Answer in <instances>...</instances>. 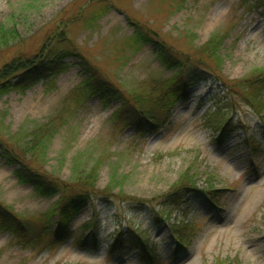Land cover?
I'll list each match as a JSON object with an SVG mask.
<instances>
[{"label": "rangeland", "instance_id": "374dc122", "mask_svg": "<svg viewBox=\"0 0 264 264\" xmlns=\"http://www.w3.org/2000/svg\"><path fill=\"white\" fill-rule=\"evenodd\" d=\"M73 1L0 0V26L14 29L19 38L18 45L0 52V69L17 50L39 49L53 19ZM117 2L119 9L99 20L94 30L77 24L69 28V37L118 86L133 88L149 77L173 75L157 61L151 45H141L136 52L131 48L126 55L120 53L122 57L131 56L125 67L105 64L114 53L113 42L132 34L127 16L158 32L161 40L183 52L203 46L218 30L230 29L221 50L222 76L237 80L255 68H264V7L250 8L252 2L244 5L241 0ZM177 4L178 9L169 13ZM65 67L23 93L12 91L0 96V138L29 132L52 116L67 114L62 107L71 109L72 105L62 106L63 102L84 77L78 60H65ZM223 98L224 90L213 78L198 81L189 89L187 100L174 107L170 125L143 136L112 123L117 103L105 107L98 97L84 102L52 140L44 166L47 173L68 181L73 158L86 160L89 167L108 143L113 156L98 171L97 190L108 185L111 171L117 169L118 175L124 176L122 191L126 196L152 200L167 193L190 167L201 189L210 181L209 175L215 174L212 186L218 199L191 197L184 209L185 218L183 212L173 209L155 217L160 211L157 203L155 209L153 205L130 209L114 198L108 203L89 201L71 224L73 238L58 247L24 249L14 237L0 232V264H138L143 246L155 251L157 264H213L216 260L264 264V129L258 116L245 105L224 112L234 123L240 121L232 135L225 138L208 127ZM14 171L0 159V204L21 217L43 213L54 205L56 197L39 196L31 187L20 184ZM184 219L196 225L198 231L187 246L180 247L173 238V229L183 225ZM91 222H95L99 247L79 248L75 240L90 232L82 227ZM131 230L138 231L147 243H137ZM117 231H121L123 247L111 252ZM92 240L89 236L88 246Z\"/></svg>", "mask_w": 264, "mask_h": 264}, {"label": "trees", "instance_id": "16d2710c", "mask_svg": "<svg viewBox=\"0 0 264 264\" xmlns=\"http://www.w3.org/2000/svg\"><path fill=\"white\" fill-rule=\"evenodd\" d=\"M119 0H74L63 9L52 21V28L45 32L39 49L30 52L17 50L9 63L0 69V96L12 91L23 93L44 80L64 71L65 60H78L84 80L74 92H70L62 106L72 105L71 109L62 107L67 114L52 116L46 123L35 126L29 132H19L10 138H0V159L9 167H14V177L25 186L31 187L36 194L45 197H56L54 205L43 213L21 217L11 208L0 204V232L14 237L17 244L24 249L35 250L38 247H58L73 238L71 224L89 201L108 203L115 199L130 209H155V215L162 217L169 209L186 213L185 207L193 196H208L210 201H216L218 196L212 186L209 175L206 187L201 189L197 185L195 174L187 168L175 181L170 190L152 200H141L129 197L122 191L124 176L118 175L117 169L110 174L108 185L103 190L96 189L98 171L113 154L109 144L103 152L93 160L88 167L86 160L73 158L71 176L68 181H61L58 177L44 170L47 152L52 140L61 128L72 118L84 102L98 97L100 103L107 107L112 103L119 105L113 113L111 121L123 130L133 129L138 136L150 132H159L170 125L171 114L179 102H185L189 89L198 81L213 78L218 82L225 94V98L218 102L217 113L211 117L206 125L218 130L225 138L232 135L240 125L230 117H225L226 111H232L237 105H245L256 114L264 129V68H255L245 77L229 80L222 76L223 57L221 50L230 29L214 32L208 41L200 47H192L190 52H183L168 45L159 38V33L127 16V24L132 29L130 37L113 42L114 53L110 54L105 64L107 66L125 67L131 59L130 55L122 57L134 48L138 51L141 45H151L157 61L173 75L169 78H146L133 88L121 87L108 79L107 71L94 65L80 51L74 40L69 37V28L79 25L85 30L92 31L97 23L114 9H119ZM184 1V0H180ZM242 4L250 8H263L264 0H241ZM118 3V2H117ZM179 4L171 6L169 13H174ZM14 29L7 30L0 26V52L9 51L13 44L18 45V36ZM115 45V47H114ZM11 47V49H12ZM1 57V56H0ZM116 75V73H115ZM225 101V102H223ZM251 147L256 150L254 143ZM101 149V148H100ZM99 150V149H97ZM117 163V162H116ZM118 188L115 196L113 191ZM157 218H153L156 220ZM90 229L87 237L76 239L79 248L96 250L95 222L82 227ZM198 228L183 220V225L175 226L173 238L178 246H187L197 233ZM137 243L145 245V237L136 230H131ZM121 231H117L115 242L110 251L122 249ZM93 237L92 245H87L88 237ZM130 246L129 244H125ZM90 247V248H89ZM3 254L0 250V256ZM138 264H157L155 251L143 246V253L139 255ZM213 264H227L223 260H216Z\"/></svg>", "mask_w": 264, "mask_h": 264}]
</instances>
